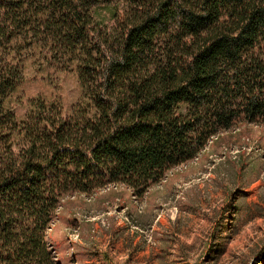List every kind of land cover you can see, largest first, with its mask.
Segmentation results:
<instances>
[{"label": "trees", "instance_id": "trees-1", "mask_svg": "<svg viewBox=\"0 0 264 264\" xmlns=\"http://www.w3.org/2000/svg\"><path fill=\"white\" fill-rule=\"evenodd\" d=\"M27 42L77 64L70 113L36 99L17 119ZM241 122L264 124V0H0V264H61L63 196L141 198Z\"/></svg>", "mask_w": 264, "mask_h": 264}, {"label": "rangeland", "instance_id": "rangeland-1", "mask_svg": "<svg viewBox=\"0 0 264 264\" xmlns=\"http://www.w3.org/2000/svg\"><path fill=\"white\" fill-rule=\"evenodd\" d=\"M19 55L18 120L36 99L66 114L82 102L77 64L30 42ZM48 232L61 264H264V124L220 132L141 198L122 184L65 195Z\"/></svg>", "mask_w": 264, "mask_h": 264}]
</instances>
